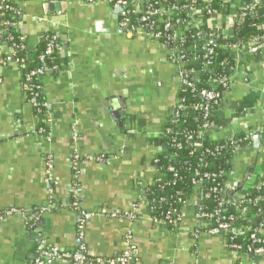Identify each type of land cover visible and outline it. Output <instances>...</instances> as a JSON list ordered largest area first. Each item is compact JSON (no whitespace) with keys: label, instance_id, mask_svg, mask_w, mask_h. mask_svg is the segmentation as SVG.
<instances>
[{"label":"crops","instance_id":"1","mask_svg":"<svg viewBox=\"0 0 264 264\" xmlns=\"http://www.w3.org/2000/svg\"><path fill=\"white\" fill-rule=\"evenodd\" d=\"M12 1L19 12L17 31L27 44L34 48L50 33L60 50L57 71L42 84L49 106L46 136L36 131L40 121L26 101L19 66L0 64V264H31L42 240L62 251L82 246L89 258H114L129 248L136 264H264V255L238 257L223 235L195 236V195L178 227L150 219L143 195L157 177L153 161L160 152L152 139L168 123L180 90L167 47L139 29L122 31V13L108 0H55L58 10H50L47 0ZM136 1L143 7L148 0ZM223 1L232 12L249 5ZM204 27L231 36L233 19L212 18ZM257 53L239 54L241 63L216 109L217 125L206 135L210 141L251 136V145L233 155L226 178L238 182L241 196L259 185L264 170V48ZM49 154L53 196L43 180ZM72 188L81 209L92 214L81 235L70 208ZM13 208L23 213L6 217Z\"/></svg>","mask_w":264,"mask_h":264},{"label":"trees","instance_id":"2","mask_svg":"<svg viewBox=\"0 0 264 264\" xmlns=\"http://www.w3.org/2000/svg\"><path fill=\"white\" fill-rule=\"evenodd\" d=\"M128 1L131 5L128 7L129 11L125 17L127 18L129 27L139 28L146 25L140 21L141 15L133 7L136 4V0ZM5 2L8 5L16 6V3H13L12 0H5ZM166 2L174 4L180 9L184 8L188 3L187 0H166ZM193 6L197 7L204 15L207 10H214L217 15L222 17L228 16L231 13V4L223 0H213L207 4L198 0ZM180 16V18H184L185 14L181 13ZM3 17L5 20H10L8 12ZM156 19L157 16L152 17V20ZM263 26L264 0H260L253 11L245 7L237 11L231 36H221L218 38L217 33L205 27L192 30L183 28L184 34L196 36V38L189 39L185 43L177 42L171 44L167 41L170 32H163L161 28L162 35L157 41L161 42L169 50H172L173 47L180 49V55L183 56V67L187 71H193L191 80L194 82L197 91L193 92L190 89L179 90L177 100L186 107L185 114L178 116L176 119L170 116L168 123L161 130V136L152 139L156 147H161L167 153H158L154 159L153 164L157 169V177L154 179L152 185L145 189L143 195V202L149 207L152 219L161 220L168 212L176 209L180 210L193 194V180L202 177L201 192L208 194V197L201 200L205 213L213 214L215 210L222 208L224 210L223 215L228 218V223L232 228L239 227L243 216H254L256 223H264V201L262 200L264 196V170L259 179V185L251 189L243 198L242 207H245V214L242 217L236 213L233 192H226L225 197L228 201L222 206L218 196L219 191L228 188L225 173L231 170L230 162L233 155L238 150L249 147L251 140L245 139L246 135L244 133H238L231 140L205 141L199 152L194 151L191 143L187 141V133L197 134L204 123L203 113L193 108V106L204 102L199 92L214 90L221 98L223 97L228 90V86L224 87L222 81L231 77L236 63H241L239 57H235L233 51L238 50L242 42H246L249 39H264ZM144 32L148 33L149 30L144 28ZM208 33L212 34L210 46L214 54L212 65L207 70H203L204 60L202 53L193 51L190 47L192 45L199 46L204 36ZM6 34L0 40V43H3L7 47L12 45L18 47L24 46L23 50L17 49L14 57V59L19 58L24 60V67H19L24 83L26 73L42 66L38 58L43 54L47 42L54 35L46 33L47 38L41 37L40 42L34 48H31L23 35L18 31L8 28ZM194 57L195 60H193ZM45 67L58 68L57 54L52 57H46ZM212 82L213 84H211ZM36 93H38V100L43 102L44 98L41 91H36ZM217 107L218 104L214 108L217 109ZM47 113L48 110L45 109H42L40 112H36L35 110L39 121L45 119V114L47 115ZM208 121L213 123L214 127L217 125L215 115L210 117ZM39 125L42 124L40 123ZM167 129L171 130L169 135H166L165 131ZM203 176H208V178L206 179ZM236 191L241 192L240 186L237 187ZM251 234H253V231L247 232L242 236H236L231 241L227 240V243L229 246L239 247L240 249H236V251L240 254H245L250 260H257L259 257L251 254L247 249L249 247L256 249L263 246L264 236L260 235V232H257L256 236L261 238L263 244H255L249 240V235Z\"/></svg>","mask_w":264,"mask_h":264},{"label":"built area","instance_id":"3","mask_svg":"<svg viewBox=\"0 0 264 264\" xmlns=\"http://www.w3.org/2000/svg\"><path fill=\"white\" fill-rule=\"evenodd\" d=\"M89 2L96 1V0H87ZM109 3L112 4L113 9L116 11L118 8L122 7L123 12L122 16L119 19V26L121 28H125L130 33L135 32L136 30H141L146 36L152 39L158 40L163 32H170L168 35L167 41L171 44L174 43H185L187 40L196 38V36L184 34L182 29L186 30H192L196 28H202L206 26L207 21L211 20L212 18L220 17L216 14L214 10H207L206 14L204 15L197 7L193 6V4L198 0H187V5L180 9L174 4L167 3L166 0H148L146 5L143 7H140L139 3L136 1V4L133 6L137 13L141 15L140 21L146 25L140 26L139 28H130L127 23V18L125 17L126 13L129 11L128 7L131 5L128 0H108ZM204 3H210L213 0H200ZM260 0H249V5L246 6V9H249L250 11H253L254 7L259 4ZM14 3V2H13ZM232 9V7H231ZM8 12L10 15V20H5L3 15ZM184 13L185 17L180 18V14ZM19 12L17 10V7L14 5H8L6 4L5 0H1L0 3V40L3 38V36L6 34V31L8 28L14 29L17 31V19H18ZM232 16L233 24L237 17V12H232L229 14ZM228 15V16H229ZM153 16H157L156 20H152ZM144 28L148 29L149 32L145 33ZM162 28V31H161ZM264 29V27H262ZM210 30V29H209ZM212 31V30H210ZM214 32V31H213ZM216 33V32H215ZM7 35V34H6ZM221 34L217 33V37L220 38ZM42 37L47 38L46 34H44ZM212 38V34L208 33L204 36L202 43L197 45H192L190 47L191 50L196 52L202 53V58L204 60L203 62V70H207L210 65H212V59H213V50L210 46V40ZM7 40V39H6ZM264 39L261 38H253L249 39L246 42H242L240 45V48L238 50H234L233 53L235 57H239V54L244 49H251L253 47L258 46ZM17 49H24V46H10L7 47L3 43H0V64L2 66H5L10 63H15L19 67H24V60L23 59H17L15 57V52ZM60 50V44L56 40L55 37H53L50 41L47 42L45 46V51L42 55H40L39 63L42 65L34 70L29 71L26 73L24 77V83L22 84L24 94L26 97V101L28 105H30L36 112H40L42 109L48 110L49 106L44 100L43 102H40L38 100V93L36 91H41L42 93V84L44 78L54 71H57L56 67L52 68H46L45 67V59L46 57H52L55 54H58ZM169 50V49H168ZM170 56L175 62L177 66V78L180 85V90H186L190 89L191 91L195 92L197 91L195 88L194 82L191 80V75L193 71L185 70L183 67V56L180 55V49L178 47H173L172 50H169ZM195 60V57L193 58ZM223 86H229L230 78L224 79L222 81ZM213 84V82L211 83ZM199 95L202 97L204 102L202 104H197L193 106L195 110H199L203 113V120L204 123L201 125V129L197 134H192L191 132L187 133V141L191 143V146L194 151H200L203 147V142L210 141L207 140V133L210 129L214 128V124L210 123L208 120L210 117L215 115L216 109L214 108L216 104L220 101V96L214 92V90L210 91H201L199 92ZM186 107L181 104L178 100H176L175 105L172 107L171 110V116L176 119L178 116L185 114ZM46 118L41 120L40 123L42 125H38L37 127V133L41 136H46L49 133V116L45 114ZM166 135H169L171 133L170 129H167ZM245 139H250L251 136L245 134ZM262 135L264 138V128H262ZM161 136V133L160 135ZM158 136V137H159ZM195 137V138H194ZM234 136L228 138L231 140ZM160 149L159 153L167 154L165 150H163L161 147H158ZM78 155H74L72 162H71V169L74 173L73 177L75 178L77 167H78ZM231 172L228 171L225 173V177L229 178ZM206 179L208 176H203ZM44 183L48 185V195L53 196L54 194V186H55V178H54V158L52 155H48L46 157L45 161V167H44ZM203 178H199L196 180H193V194L196 196V213H195V223L196 228L194 230L195 236L199 235L200 233H207L209 235H223V237L231 241L236 236H242L246 234L247 232L253 231V234L249 235V240L252 241V243L255 244H263V241L260 237H257V232H260L264 228V223H256L254 216H243L245 214V207H242L243 205V198L244 196H241L239 192L236 191L237 187L239 186L238 182L231 181V183L228 182V188L221 190L218 192V196L220 198V204L221 206L227 203V199L225 197V194L227 191L233 192V200L236 203L235 210L238 215L242 217L239 223V227L232 228L230 227L228 223V218L223 215L224 210L222 208L215 210L213 214H207L203 211V207L201 205L202 198L208 197V194H203L201 192V184H202ZM216 192V191H213ZM262 200L264 201V196L262 197ZM70 208H72L76 212V224L77 228L80 231V235L82 234V230L84 228V225L88 219L92 217V214L84 211L81 209L79 200H78V191L75 188H72L70 192ZM188 205V201L185 202L183 207L179 210H173L168 212V214L161 220H156L151 218L150 209L147 206V210L149 212L150 219L153 222L164 224L170 228H176L181 223V219L183 216V212ZM264 205V203H263ZM23 212L17 209H10L5 212V216H13V215H21ZM232 220V218H231ZM227 241V242H228ZM229 249L236 253L238 257L245 256V254H240L236 251V249H240L239 247H233L229 246ZM235 248V249H233ZM239 251V250H238ZM248 252H251L253 255L257 256H263L264 255V245L260 246L256 249H253L249 247L247 249ZM134 254V251L131 249H126L123 251L120 255L114 257V258H108V259H101V258H89L84 254V249L82 246H79L74 251H62L56 246H50L47 245L45 240H42V245L40 250L37 252V254L33 257V260L31 264H52L58 260H66L69 261L71 264H127V262L132 258ZM250 264H256L255 262H250Z\"/></svg>","mask_w":264,"mask_h":264},{"label":"water","instance_id":"4","mask_svg":"<svg viewBox=\"0 0 264 264\" xmlns=\"http://www.w3.org/2000/svg\"><path fill=\"white\" fill-rule=\"evenodd\" d=\"M54 1H55V0H47V2H49L48 7H49L50 10H54V9H55V10H58L59 7H60L58 3L53 4ZM115 12H116V13H122V12H123L122 7L118 8ZM122 31H124L125 33H127V34H129V35L132 34V33H130L128 30H126L125 28H124ZM263 48H264V43L259 44L258 46L254 47V48H251V49H249L248 51L251 52V53H256V52H258L259 50H261V49H263ZM252 146H253L255 149L259 148V146H260V134H259V133H255V134L252 136ZM32 213H33V212H32ZM34 220H35V215H34L33 220L30 219L31 223H32ZM31 223H30V224H31ZM40 223H42V220H41V219H40ZM70 264H71V263H70ZM78 264H81V263H78ZM127 264H136L135 259L132 257V258L127 262Z\"/></svg>","mask_w":264,"mask_h":264}]
</instances>
